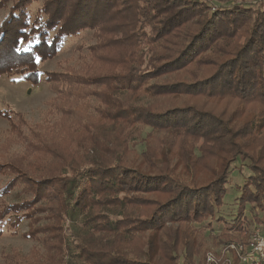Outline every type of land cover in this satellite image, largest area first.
<instances>
[{"label": "trees", "instance_id": "trees-1", "mask_svg": "<svg viewBox=\"0 0 264 264\" xmlns=\"http://www.w3.org/2000/svg\"><path fill=\"white\" fill-rule=\"evenodd\" d=\"M217 1L0 0V74L54 93L38 123L0 112V237L35 243L2 264H205L197 224L217 246L264 227V0Z\"/></svg>", "mask_w": 264, "mask_h": 264}, {"label": "rangeland", "instance_id": "rangeland-1", "mask_svg": "<svg viewBox=\"0 0 264 264\" xmlns=\"http://www.w3.org/2000/svg\"><path fill=\"white\" fill-rule=\"evenodd\" d=\"M212 6L218 5L217 0H211ZM252 2V0L250 1ZM94 43L92 35L90 32H84L76 37L67 38L63 42V46L60 49L58 55L51 61L42 63L40 66L41 72H48L57 69L59 63L62 65H75L77 64V55L75 47L79 44L91 45ZM86 49L83 50V54L86 55ZM54 96V93L49 89V85L44 81L43 74L40 75L39 83L37 85H32L29 82L25 81L20 75H5L0 74V112L13 110L24 114L26 120L31 123H38L43 118V113L46 111V103ZM9 128L8 121L3 117H0V142L7 135V130ZM205 143L200 142L199 146H203ZM139 151L143 149V145L139 146ZM19 149V146H14L11 152H15ZM250 171L247 168L246 163L243 164L240 162L233 165V171L229 179L228 184L226 185V194L223 199V205L220 210H223L225 213L230 211H237V204L235 203L236 197L239 196V192L234 187L237 184H242L243 180L250 176ZM3 180L0 179V185H2ZM6 202L14 201L13 194L5 198ZM247 219L252 221L253 212L250 210L246 211ZM261 216V214H259ZM256 224V223H255ZM196 225V224H195ZM194 225V226H195ZM201 225V224H200ZM197 224V229L201 234L207 235L208 233H213L212 236L218 235L222 229V224L214 228L215 232H210L211 227L205 223L204 225ZM257 225V226H256ZM250 227V234L254 229L259 230L264 235V227L259 226L258 224ZM8 227L5 226L4 230H7ZM25 223L21 225L20 231H25ZM263 230V231H262ZM212 236L208 238L205 255V264L207 263V255L212 254L214 256L212 263L220 264L221 260L229 259L231 252L235 253V250L232 249V246L237 244L233 240L225 241L222 239V242L217 246L214 242L211 241ZM35 246V243L29 240H23L20 237H12L8 233H4L0 237V264L3 263L2 253L11 252L13 249L17 251L20 255L26 256L30 253L32 247ZM232 259V258H231ZM211 264V263H210ZM236 264H239L236 262ZM240 264H242L240 262Z\"/></svg>", "mask_w": 264, "mask_h": 264}, {"label": "built area", "instance_id": "built-area-1", "mask_svg": "<svg viewBox=\"0 0 264 264\" xmlns=\"http://www.w3.org/2000/svg\"><path fill=\"white\" fill-rule=\"evenodd\" d=\"M242 264H264V235L254 229L245 246H232ZM214 256L208 254L207 263H212Z\"/></svg>", "mask_w": 264, "mask_h": 264}, {"label": "snow or ice", "instance_id": "snow-or-ice-1", "mask_svg": "<svg viewBox=\"0 0 264 264\" xmlns=\"http://www.w3.org/2000/svg\"><path fill=\"white\" fill-rule=\"evenodd\" d=\"M21 43H23V41H21ZM17 50L19 51V48H17ZM37 62H39V61H37Z\"/></svg>", "mask_w": 264, "mask_h": 264}]
</instances>
